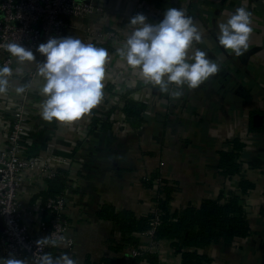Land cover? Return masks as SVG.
<instances>
[{
  "label": "crops",
  "instance_id": "1",
  "mask_svg": "<svg viewBox=\"0 0 264 264\" xmlns=\"http://www.w3.org/2000/svg\"><path fill=\"white\" fill-rule=\"evenodd\" d=\"M139 5L148 22L154 24L168 8L183 9L202 35V42L195 44L192 52L195 48L205 50L220 70L196 89L184 86L183 94L173 98L170 92L161 93L158 86L145 90L146 83L138 80L139 71L130 68L117 53L109 54L105 68L117 65L111 81H122L125 87L136 83L135 94L142 99L138 102H151L155 112L149 113L146 107L152 121L138 130L130 125L121 135L111 128L97 130L84 150L81 186L89 209L88 223L78 222L74 231L79 257L85 261L91 254L100 261L106 250L112 251L107 247V237L114 224L98 216L102 204L130 210L137 217L151 211V194L141 181L156 170L179 188L171 202L173 210L187 204L198 206L221 191L239 193L237 174L228 177L219 169L220 151L236 139L249 138L252 142H242L241 154L248 163L245 180L254 188L241 197L250 234L230 244H213L203 253L209 258L206 264H264V0H113L101 19L94 17V25L107 21L113 25V12L118 13L117 20L125 19ZM242 6L252 13L253 31L247 52L236 57L217 43L216 26ZM169 87L170 91L176 88L174 84ZM164 94L169 99L162 103ZM257 115L263 118L260 125L254 121ZM65 123L39 119L33 135L34 151L49 149L73 156L71 140L83 134V127L80 119L72 125ZM160 249L164 264L182 263L169 243L161 242ZM122 253L127 255L128 251Z\"/></svg>",
  "mask_w": 264,
  "mask_h": 264
},
{
  "label": "built area",
  "instance_id": "2",
  "mask_svg": "<svg viewBox=\"0 0 264 264\" xmlns=\"http://www.w3.org/2000/svg\"><path fill=\"white\" fill-rule=\"evenodd\" d=\"M112 1L0 0V66L11 69L8 90L0 93V253L3 257L11 255L26 260L27 264H37L39 257L45 253L58 256L67 252L80 264H85L86 260L100 263L104 258L111 260L112 264H149L144 254L160 253L161 242L155 239L160 214L156 204L150 211L153 214L150 228L139 234V245L126 248L127 255L122 253L125 249L106 250L105 257L100 261H96L91 254L82 261L77 249L78 240L74 231L78 222L88 223L89 209L87 200L82 196V153L94 132L104 127L103 122L110 121L113 125L111 130L116 134L130 130L124 113L125 101H142L135 94L136 83L125 87L122 81H111L117 65L105 68L102 101L79 118L83 134L75 135L71 140L73 156L58 155L49 149L34 151L33 135L36 122L41 119L40 104L43 99L39 93L41 88H38L41 86L38 63L43 62L44 57L36 51L38 45L53 37L74 36L85 43L91 42L106 48L109 54L117 53L115 55L121 58L117 49L123 46L133 31L128 24L130 19L146 12L139 5L133 7L125 19L117 20L118 13L114 15L113 12L110 16L115 23L113 25L108 21L94 25V17L101 19L110 10ZM162 18L157 19V22ZM9 43H20L31 49L35 60L20 62L7 51L6 45ZM138 76L139 82H145L140 72ZM145 83V90L153 86ZM20 86L26 87V91L18 95L15 89ZM127 88L131 91L128 92ZM168 99L164 94L162 103L168 102ZM146 106L149 113L155 112L151 102H146ZM109 112H112L111 116ZM93 117H98L100 122L95 124ZM65 125L72 124L66 122ZM241 142L250 143L252 140L248 138ZM231 149L232 145L225 150ZM237 161L241 166L237 174L241 181L247 175L248 163L242 154ZM58 177L65 179V187L58 194L51 195L49 184ZM160 181L157 179V182ZM158 195L159 187L156 197ZM48 236L56 239L59 246L38 245L37 241ZM108 241H122V235L115 226L110 230L107 240V247L110 248Z\"/></svg>",
  "mask_w": 264,
  "mask_h": 264
},
{
  "label": "clouds",
  "instance_id": "3",
  "mask_svg": "<svg viewBox=\"0 0 264 264\" xmlns=\"http://www.w3.org/2000/svg\"><path fill=\"white\" fill-rule=\"evenodd\" d=\"M133 31L127 36L118 54L132 69H139L143 80L158 86L161 93L170 92L173 98L183 94V87L196 89L220 70V65L209 53L195 44L202 42V35L193 19L181 8H168L158 23H149L147 17L138 13L129 23ZM217 43L230 50L236 57L244 55L249 48L253 31L252 13L238 7L226 22L217 24ZM7 51L20 62L34 61L35 55L20 43H9ZM36 51L44 57L38 63L41 81L40 116L47 122H73L89 113L104 96L105 65L109 60L108 50L74 36L53 37L38 45ZM11 69L0 66V93L8 90ZM176 88L170 91V85ZM31 86L29 82L28 87ZM23 94L26 87L15 89ZM63 240V237H61ZM39 244L58 247L51 236ZM0 264H27L14 256L0 257ZM37 264H80L71 254L58 256L45 253Z\"/></svg>",
  "mask_w": 264,
  "mask_h": 264
},
{
  "label": "trees",
  "instance_id": "4",
  "mask_svg": "<svg viewBox=\"0 0 264 264\" xmlns=\"http://www.w3.org/2000/svg\"><path fill=\"white\" fill-rule=\"evenodd\" d=\"M146 107L143 102L129 99L125 101V117L132 128L138 130L143 123L152 121ZM111 113L109 112V115ZM93 121L95 124L100 122L98 117H93ZM103 125L106 128L113 126L110 121L103 122ZM244 146V143L236 139L230 151H220L219 169L225 176L233 177L240 172L241 166L237 159ZM158 175L155 172L149 180L144 181L148 188L153 187V181ZM161 181V185L159 183L158 186L159 195L153 198V202L160 208L155 239L162 243H169L171 251L180 255L181 264H206L209 258L203 250L220 242L230 244L235 239L244 238L250 234L251 228L241 197L254 188V185L247 180L240 181L239 193L221 191L216 198H206L198 206L187 204L179 210H173L171 206L175 192L179 191V188L168 179ZM65 182L62 177L51 181L50 194H58L65 187ZM98 216L112 222L122 235V241L118 244L108 241L112 251L126 250V248L139 245V234L150 228L153 218L152 213L137 217L130 210L118 211L110 204L101 207ZM144 258L149 264H164L157 253H145ZM85 264H112V262L104 258L100 263L86 260Z\"/></svg>",
  "mask_w": 264,
  "mask_h": 264
},
{
  "label": "rangeland",
  "instance_id": "5",
  "mask_svg": "<svg viewBox=\"0 0 264 264\" xmlns=\"http://www.w3.org/2000/svg\"><path fill=\"white\" fill-rule=\"evenodd\" d=\"M119 135H121V134H119ZM84 155V153H82V156ZM84 157V156H83ZM161 166V165H160ZM162 167V166H161ZM155 172H157V174H159L157 177H155V180L153 181L154 183H153V187H151V188H148L147 186H146V184H145V182L144 181H147V180H149V178H151L152 177V175H153V173H155ZM153 173H151V174H149V175H145V177L144 178H142V181H141V183H142V185H143V187L146 189V190H148V191H150L149 193L151 194L150 195V198H149V201H150V204H152V206H151V208H153V206H154V204H156L155 202H153V198H155L156 197V190L158 189V185H159V183H160V185H161V182L162 181H160V182H157V179H160V180H162V179H167V177H165L159 170H156V171H154ZM154 190V191H153ZM152 201V202H151ZM121 210V209H120ZM150 213V212H149ZM108 238V237H107ZM116 244H118V243H116ZM163 252V251H162Z\"/></svg>",
  "mask_w": 264,
  "mask_h": 264
},
{
  "label": "water",
  "instance_id": "6",
  "mask_svg": "<svg viewBox=\"0 0 264 264\" xmlns=\"http://www.w3.org/2000/svg\"><path fill=\"white\" fill-rule=\"evenodd\" d=\"M42 86V85H41ZM41 86H39L38 88H41ZM39 93H40V90H39ZM263 120L262 116L260 115H257L254 117V121L257 125H260L261 124V121ZM0 257H3L0 253Z\"/></svg>",
  "mask_w": 264,
  "mask_h": 264
}]
</instances>
